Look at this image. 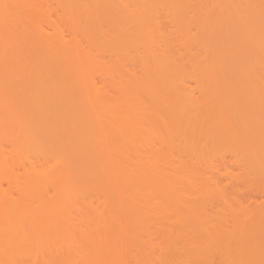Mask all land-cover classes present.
<instances>
[{
  "label": "bare ground",
  "instance_id": "1",
  "mask_svg": "<svg viewBox=\"0 0 264 264\" xmlns=\"http://www.w3.org/2000/svg\"><path fill=\"white\" fill-rule=\"evenodd\" d=\"M142 1L0 0V264H264V208L196 186L220 145L264 181L262 23L220 0L180 44L197 5Z\"/></svg>",
  "mask_w": 264,
  "mask_h": 264
},
{
  "label": "rangeland",
  "instance_id": "2",
  "mask_svg": "<svg viewBox=\"0 0 264 264\" xmlns=\"http://www.w3.org/2000/svg\"><path fill=\"white\" fill-rule=\"evenodd\" d=\"M116 1V2H115ZM115 1H113L112 0V3H114L113 4V8H114V10L118 13L119 12V10H117L118 8H120V6H122V4H123V8L121 7V9H122V12H121V10H120V13H121V15H119L120 17H118V15H116V13H113V12H111V13H113L112 15H114V16H117L116 18L118 19V20H120V22L122 21V22H125V20H126V18L124 17L125 15L124 14H127L128 12H129V10H131L132 9V4H133V0H131V5L129 4V0H123L124 1V3H122L123 1L121 0H119L122 4L120 5V3H118L119 1H117V0H115ZM136 1V0H135ZM186 1H188L187 3H189V5H194V7L196 8V5H197V9H195L196 11H197V13H198V11H199V13L197 14V13H195V15L194 16H189V15H192V14H194L193 12L192 13H190L189 11H187L186 12V10H184V8L183 7H179V5H176V6H174V7H176V8H178L179 7V10L176 12V13H178V18L181 16V19L179 20L178 18V20H173V22L174 21H178V26H176L178 29H180L179 31L177 30V33H176V36H178L179 37V35H180V37L178 38V40L179 39H181L182 40V34L184 33V36H186V35H192V33L194 34V33H196V29H197V32H201V30L199 29V28H201V27H199V26H197V25H194L195 23H197L198 24V22L199 23H203V24H206L207 25V23L206 22H208V21H211V20H213L214 18H218L219 16H214V15H216L215 13L216 12H218V9H219V12L218 13H221L222 14V12L220 11L221 9H220V7L219 6H222V5H224V4H222L221 5V2H220V0H215L216 2H214V0H212V3H211V0H208V2L206 1V0H186ZM220 2V5H219V2ZM223 1H225V0H223ZM234 2H236V1H238V0H233ZM240 1V0H239ZM238 1V2H239ZM247 2L248 1H250L249 3H250V5H248L249 3H246L244 0H243V2H244V4L247 6V7H245V11H244V14H245V12H246V9L248 8L250 11L252 10V8L253 9H256V8H254L253 6V4L255 3V0H246ZM191 2V3H190ZM194 2H197L196 4L194 3ZM200 2H201V5H200ZM218 2V3H217ZM241 2H242V0H241ZM241 2H239V4H242ZM252 2V3H251ZM257 2H258V0L256 1V4H257ZM261 3H259L258 2V5H255V6H257V8H258V6L260 7V5H262L260 8H258V9H260L261 11L262 10H264V0H263V2L262 1H260ZM118 3V4H117ZM139 3V4H138ZM143 3H145V1H142V0H139V1H137V3L135 4V2H134V4L133 5H139L138 7H140L141 8V6H143L144 4ZM186 3V4H187ZM214 3V4H213ZM215 3H216V5L217 6H214L215 5ZM223 3V2H222ZM128 4H129V6H130V8H129V6H128ZM226 4V3H225ZM168 5H170V4H166V5H160L159 6V8H157V7H155L154 9H152L151 8V11H154L153 13L152 12H150L151 14H149L151 17H153V15H154V13H156V16L154 15V17H155V19L153 18L152 19V21L154 22V23H156L157 21H161V23L160 22H157V23H160V25H161V29L162 30H167V33H171L170 32V30L172 29L171 28V25H172V23H170V22H172V20H170L169 19V17L168 16H170L169 15V13L170 12H172L173 13V8L174 7H170L169 6V8H166V7H168ZM189 5H187V6H189ZM210 5V6H209ZM245 5H243L242 4V6H245ZM251 5H253L252 7H251ZM118 6V7H117ZM200 6H202L200 9H199V7ZM213 6H214V8H213ZM117 7V8H116ZM165 7V8H164ZM184 7H186V5L184 6ZM208 7H212L211 8V11H210V9L208 8ZM263 7V9H261ZM112 8V9H113ZM129 8V9H128ZM172 8V9H171ZM187 8V7H186ZM191 9V6L190 7H188L187 8V10L188 9ZM209 10H208V9ZM223 8V7H222ZM242 8H244V7H242ZM112 9L110 10V11H112ZM127 9H128V11H127ZM168 9V10H167ZM182 9V10H181ZM189 9V10H190ZM193 9L194 8H192L191 10L193 11ZM208 11V13H209V11H210V13L209 14H206L207 13V11ZM248 9H247V11H248ZM165 10V11H164ZM171 10V11H170ZM213 10H214V12H213ZM110 11H108L107 10V12H109L110 13ZM183 12V14H181L182 12ZM206 11V12H205ZM216 11V12H215ZM246 12V15L248 16L247 18H249L248 20H252V22L250 23V24H254V21L256 22H258V23H262V27L257 23V25H259L257 28H259V29H257V32L258 33H264V32H262V31H264V17H262V16H264V15H261L260 16V18H263V20H261L260 18H259V16L258 15H260L259 13H261V11L260 12H258V11H256V10H252V12ZM107 12H103L104 14H103V16H108L106 13ZM180 12V13H179ZM203 12H204V14L205 15H208V16H205L204 14H203ZM190 13V14H189ZM250 13H251V15L253 14L254 16H251L250 15ZM175 14V13H174ZM197 14V15H196ZM220 14V15H221ZM249 14V15H248ZM258 14V15H257ZM262 14H263V11H262ZM111 15V14H110ZM167 15V16H166ZM177 15V14H176ZM180 15V16H179ZM182 15H185L184 17L182 16ZM201 15H202V18L201 19H203V17H207V19H208V21H207V19H203L202 21H201V19L199 20V18L201 17ZM204 15V16H203ZM211 15V16H210ZM245 15V16H246ZM103 16H102V20L103 19H105L106 20V17L105 18H103ZM113 16V17H114ZM212 16H213V18H212ZM249 16H251V17H249ZM110 17V16H109ZM112 17V18H113ZM127 17H129V16H127ZM151 17H149L150 19H151ZM173 17V16H172ZM174 17H175V15H174ZM183 17V18H182ZM188 17V18H187ZM190 17V18H189ZM193 17V19H191ZM197 17H198V19H197ZM209 17V18H208ZM211 17V18H210ZM257 17V18H256ZM185 18H186V21H185ZM107 19H108V17H107ZM111 19V18H110ZM156 19H158L157 21H156ZM184 19V20H183ZM190 19V20H189ZM195 19L197 20L196 22H195ZM258 19V20H257ZM109 20V19H108ZM114 20V19H113ZM118 20H117V22H118ZM151 21V20H150ZM184 21V22H183ZM204 21H206L205 23H204ZM262 21V22H261ZM108 22V21H107ZM110 22V21H109ZM114 22V21H113ZM163 22H164V24H163ZM188 22V23H187ZM105 25H106V27H107V25L109 26V24H106L105 22H103ZM111 23H112V21H111ZM119 23V22H118ZM117 23V24H118ZM175 23V22H174ZM120 24H122V23H119V26H120ZM209 25H210V23H208ZM103 25V24H102ZM110 25H113V24H110ZM124 25V24H123ZM164 25V26H163ZM200 25V24H199ZM208 25V28H210V26ZM165 26H167V29H164L165 28ZM169 26V27H168ZM255 26V25H254ZM104 27V26H103ZM197 27V28H196ZM206 28H207V26H205ZM261 27V28H260ZM118 28V27H117ZM170 28V29H169ZM175 24H174V27H173V29H172V34H174V32L173 31H175ZM176 28V29H177ZM207 28V29H208ZM104 29H105V27H104ZM169 29V30H168ZM195 29V30H194ZM207 29H205L204 28V31L206 30V31H208ZM261 29V30H260ZM258 30H260V31H258ZM191 31V32H190ZM180 32H182V34H179ZM181 40H179V42H180V44H181ZM103 57H104V59H105V61H107V57L106 56H104L103 54H101ZM108 56V55H107ZM101 57V56H100ZM102 57V58H103ZM109 57V56H108ZM103 59V60H104ZM102 60V61H103ZM188 81V80H187ZM190 84V85H189ZM185 85H186V87L187 88H194L195 86H194V84L192 83V82H186L185 81ZM228 146H229V144H228ZM228 146H227V148H228ZM220 147V149L218 150V151H216L217 153H215V151L214 152H211L212 153V155H213V153H215V155H213V157H212V159L211 158H209V157H211V155L209 154V157L206 159V161H208L209 159H210V161H208V162H210V163H205L206 165H207V167H209V168H206V167H204V168H206V169H204L203 167V170L202 169H200V170H202L203 171V175H201L202 173H200V175L201 176H203L204 177V181L202 182L201 181V179L200 180H198L199 181V184H197L196 186L198 187V185L199 186H201L200 184L201 183H206L207 185L209 184L208 182H210V180L212 181L213 179V181H212V183H210V184H213V185H211L210 187L211 188H214V186L217 184L218 185V187L220 188V190H221V193L222 194H226V197H227V200L230 202V205H229V202H227V204L229 205V206H227L225 209H222V208H224V207H221L220 206V204L219 203H221V204H223L222 202H216V201H219V200H212L211 202H209V203H207L206 204V208H205V210L208 212V210H209V214L210 213H212L213 215H215V213H219L220 215H221V217H223L224 218V220L223 221H226V223H224L227 227H230V225L232 224V221H231V219L233 218V216L234 215H232L233 214V210L234 209H236L237 208V206L236 205H239V207H240V212H241V209H243V211L244 210H249L250 211V213H252V212H254V213H257V211L259 210V207H263L264 208V206L262 205V204H264V181H262L261 179L262 178H260V177H258V176H256V173H254V172H252V167H251V169H250V167H249V165H247L248 167H249V169L250 170H246L248 167L245 165V164H242L243 162H245V161H247L246 159H243V157H242V154L241 155H238V153H237V151H236V154L235 153H233L232 154V152L235 150V147H233V146H229V148L231 149H229V150H227L226 149V151H224L225 149L224 148H222L223 146H219ZM226 147V146H225ZM218 148V147H217ZM221 149H223V150H221ZM232 149H234L233 151H232ZM238 149V148H237ZM239 150V149H238ZM229 151H230V153H229ZM232 151V152H231ZM239 152H242V151H240L239 150ZM243 153V152H242ZM234 155H237V157H239V156H241V160H240V163H237V162H239V159L240 158H238V159H236V157L234 158L233 156ZM225 156V157H224ZM215 157V158H214ZM228 157V158H227ZM245 157V156H244ZM234 158V159H233ZM238 160L237 162H236V160ZM219 161V162H218ZM226 161V162H225ZM212 162V163H211ZM242 162V163H241ZM248 162V161H247ZM247 162H245L246 164H247ZM215 164H217V165H215ZM226 164V165H225ZM244 165V166H243ZM251 165H253V164H251ZM250 165V166H251ZM216 166V167H215ZM244 167H246V169L244 168ZM254 168V167H253ZM208 169H209V171H208ZM230 169V170H229ZM233 171H232V170ZM238 169V170H237ZM245 169V170H244ZM206 170V171H205ZM245 171V172H244ZM247 171V172H246ZM254 171V170H253ZM205 172V173H204ZM214 173V174H213ZM237 173V174H236ZM241 174V175H239V174ZM245 173V174H244ZM250 173H252V174H250ZM224 175V176H223ZM252 175V176H251ZM253 175H254V177H256V178H253ZM217 176V177H216ZM223 176V177H222ZM230 176H231V178H230ZM240 176V177H239ZM241 176H242V178H241ZM233 177V178H232ZM246 177H247V179H246ZM249 177V178H248ZM216 178V179H215ZM197 179H199V178H197ZM197 179L195 180V182H197L198 183V181H197ZM234 179H236V180H234ZM238 179V180H237ZM251 179V180H250ZM258 179V180H257ZM226 180H228V181H226ZM247 180V181H246ZM248 182V183H247ZM251 182V183H250ZM258 182V183H257ZM214 183H215V185H214ZM246 183V184H245ZM196 184V183H195ZM255 184V185H254ZM259 184V185H258ZM263 184V185H262ZM260 186V187H259ZM235 187V188H234ZM263 188V189H262ZM223 189V190H222ZM226 190V191H225ZM230 190V191H229ZM238 192V193H237ZM233 193V194H232ZM244 193V194H243ZM232 195V196H231ZM238 195V196H237ZM248 195V196H247ZM225 196V195H224ZM228 196H230V198H228ZM231 199V200H230ZM234 199V200H233ZM237 199H239V200H237ZM244 200V201H243ZM248 200V201H247ZM238 201H239V203H238ZM232 202V203H231ZM234 202V203H233ZM237 202V203H236ZM216 203V204H215ZM233 204V205H232ZM254 204H256V205H254ZM231 205L233 206V210L231 209L232 207H231ZM236 207H235V206ZM244 205V206H243ZM209 206V207H208ZM223 206V205H222ZM226 206V205H225ZM242 206V207H241ZM251 206H253V208L251 209ZM208 207V208H207ZM238 207V208H239ZM247 207V208H246ZM250 207V208H249ZM229 208V209H228ZM227 209V210H226ZM255 209V210H254ZM258 209V210H257ZM262 209V208H261ZM225 210V211H224ZM229 210H231V211H229ZM247 210V212H249ZM227 211V212H226ZM244 212H246V211H244ZM232 213V214H231ZM219 214L218 215H216V217H219ZM225 217H226V219H225ZM222 218V219H223ZM221 219V218H220ZM264 221V220H263ZM48 263H50V264H52L51 262H48ZM54 264V263H53ZM73 264H75V263H73Z\"/></svg>",
  "mask_w": 264,
  "mask_h": 264
}]
</instances>
